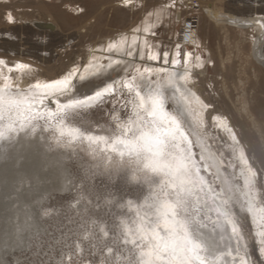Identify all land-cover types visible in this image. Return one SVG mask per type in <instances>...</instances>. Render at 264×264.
Listing matches in <instances>:
<instances>
[{"label":"rangeland","instance_id":"obj_1","mask_svg":"<svg viewBox=\"0 0 264 264\" xmlns=\"http://www.w3.org/2000/svg\"><path fill=\"white\" fill-rule=\"evenodd\" d=\"M189 17L196 28L185 43ZM0 60V124L30 115L31 103L55 112L57 97L35 85L76 69L86 77L74 78L81 90L109 81L115 91L102 107L62 117L65 128L122 139L116 151L57 141L42 118L35 134L0 139V264H145L149 244L138 229L167 193L206 264H232L226 253L238 247L264 264V0H0ZM137 67L167 69L143 88L173 76L183 87L184 115L164 88L182 130L159 161L134 93L117 83Z\"/></svg>","mask_w":264,"mask_h":264},{"label":"snow or ice","instance_id":"obj_2","mask_svg":"<svg viewBox=\"0 0 264 264\" xmlns=\"http://www.w3.org/2000/svg\"><path fill=\"white\" fill-rule=\"evenodd\" d=\"M128 2V0H126ZM82 11V9H81ZM9 22H12V17L9 16ZM147 31V29H145ZM123 42V41H122ZM135 40L133 44H135ZM145 44L147 42L145 41ZM118 49L116 44L109 45V50ZM128 56H132L131 50L127 53ZM181 52L177 46L176 59L171 61L172 65L180 64L179 56ZM147 59L151 61H158L160 58L155 54H149ZM163 62L165 65L169 62V54L167 51L163 54ZM187 61L185 60V63ZM4 63L0 60V64ZM18 67L24 68L26 65L19 64ZM154 72L167 73L166 68H160L159 70L153 69L152 67H144L141 70L140 67L135 69L136 74H131L130 78L124 81H119L120 89L123 91L126 89L129 94L134 93L136 103L135 107L139 113H144L142 121L146 120L151 128V132L147 133L144 137L146 141H150V146L153 152L156 154L158 161L162 160L165 145L168 139L174 137L177 129L180 127V120L177 115L172 114L169 110V97L165 95V87H173L176 92L180 94L181 98H184V93L181 92L180 87L173 77H170L166 82L156 81L155 85H149L147 94H142L143 89L140 81L143 79L151 80ZM84 80L86 77L78 75L76 69H72L63 75L62 78L55 79L50 83L35 85L36 89H44V96L49 99L52 97H59L67 100V103L57 104L56 111L39 112L32 111L36 107L35 103L28 104L26 106V113L21 117L17 114V118L14 120L11 115L6 124H0V139L8 136L9 134H18L21 130H29L35 134L39 125V119H43L45 127L43 130H51L56 134L57 141L61 137L68 136L70 141L77 139L87 140L90 144H105L109 145L113 151H116V146L121 143L122 139L116 137L111 142L106 136H93L91 134H85L76 129H66L65 121L62 117L68 116L69 112L73 114L76 111L92 110L94 108L102 107L105 104L106 97L114 93L115 89L112 83H108L107 86L103 87L102 90L94 91V94L86 95L82 99H72L68 95L75 87V79ZM180 80H186L187 75L181 76ZM5 87H9L7 84ZM40 104H43V97L40 100ZM11 113V108H10ZM54 121H59L55 123ZM19 124V127H17ZM130 131V130H129ZM255 175V173H253ZM168 199L164 200L158 207L155 213L156 219L148 223L147 227L141 226L139 231V239L141 241L147 240L149 244V251L147 255L149 260L145 264H192L193 260L197 261V264H206L204 257H201L199 252L202 249V245L193 241L189 235L188 228L184 220L181 219L179 212V202H172L171 195L167 193ZM121 223H125L121 221ZM231 223V221H229ZM126 225V223H125ZM101 231H104L101 228ZM107 236L108 233L104 232ZM261 240L260 243L264 244V232L259 233ZM241 236V235H240ZM135 243V241H132ZM264 253V248L259 249ZM111 252V249H109ZM237 255L233 256L232 252L226 253V257H231L232 264H250L245 257L239 256V247L236 250Z\"/></svg>","mask_w":264,"mask_h":264},{"label":"bare ground","instance_id":"obj_3","mask_svg":"<svg viewBox=\"0 0 264 264\" xmlns=\"http://www.w3.org/2000/svg\"><path fill=\"white\" fill-rule=\"evenodd\" d=\"M190 27L191 28L189 30V33H186V36L188 37V41L193 39L192 36H193V32H194V30L192 29V25ZM181 33H183V30H181ZM184 34H185V30H184ZM181 39L183 40V36H181ZM176 74H178V73L176 72ZM108 83H111V82L106 81L104 84L102 83L99 85H92V86L90 84L88 86L83 87V90H81L79 87H77L78 85L76 84L73 91L71 93H69L68 95L72 99H82L86 95L94 94V91H96V90H102V88L107 86ZM145 84H146L145 87L144 88L142 87L143 88L142 94L146 95L148 90H149L148 88H149L150 84L147 85L146 81H145ZM178 85L180 87V90H182L183 89L182 85H180V83H178ZM168 88H169V92L171 93V95H173L177 101L176 109L179 110L180 114H182V115L187 114V107L185 105V102L183 101L184 98H181L180 94L176 92L175 88H173V87H168ZM57 99H58L60 104L67 103V100L61 99L59 97H57ZM181 130L182 129L179 127L177 129V132L181 133Z\"/></svg>","mask_w":264,"mask_h":264},{"label":"built area","instance_id":"obj_4","mask_svg":"<svg viewBox=\"0 0 264 264\" xmlns=\"http://www.w3.org/2000/svg\"><path fill=\"white\" fill-rule=\"evenodd\" d=\"M195 21L196 20L194 18H192V17H189L188 19H186L184 21V24H183V26L181 28V30H183V33L180 34V38H181V36H183V42L188 43V37L186 36V33H189L191 25H192V28H196ZM184 30H185V34H184Z\"/></svg>","mask_w":264,"mask_h":264},{"label":"water","instance_id":"obj_5","mask_svg":"<svg viewBox=\"0 0 264 264\" xmlns=\"http://www.w3.org/2000/svg\"><path fill=\"white\" fill-rule=\"evenodd\" d=\"M84 83V82H83ZM86 83V82H85Z\"/></svg>","mask_w":264,"mask_h":264}]
</instances>
